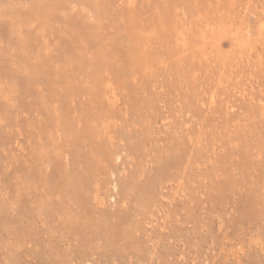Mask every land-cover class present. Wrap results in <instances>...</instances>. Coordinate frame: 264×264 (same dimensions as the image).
<instances>
[{
    "label": "rangeland",
    "instance_id": "rangeland-1",
    "mask_svg": "<svg viewBox=\"0 0 264 264\" xmlns=\"http://www.w3.org/2000/svg\"><path fill=\"white\" fill-rule=\"evenodd\" d=\"M0 264H264V0H0Z\"/></svg>",
    "mask_w": 264,
    "mask_h": 264
}]
</instances>
